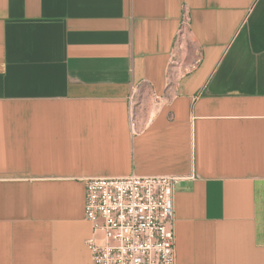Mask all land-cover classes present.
<instances>
[{"label": "crops", "instance_id": "crops-1", "mask_svg": "<svg viewBox=\"0 0 264 264\" xmlns=\"http://www.w3.org/2000/svg\"><path fill=\"white\" fill-rule=\"evenodd\" d=\"M132 174L175 264H264V0H0V264H92L84 181Z\"/></svg>", "mask_w": 264, "mask_h": 264}, {"label": "built area", "instance_id": "built-area-1", "mask_svg": "<svg viewBox=\"0 0 264 264\" xmlns=\"http://www.w3.org/2000/svg\"><path fill=\"white\" fill-rule=\"evenodd\" d=\"M189 26V11L183 6L177 37ZM177 180L133 174L85 180L83 213L91 226L86 246L92 264H175L173 188Z\"/></svg>", "mask_w": 264, "mask_h": 264}]
</instances>
